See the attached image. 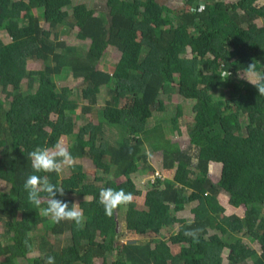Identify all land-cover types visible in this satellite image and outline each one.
<instances>
[{
  "label": "trees",
  "instance_id": "16d2710c",
  "mask_svg": "<svg viewBox=\"0 0 264 264\" xmlns=\"http://www.w3.org/2000/svg\"><path fill=\"white\" fill-rule=\"evenodd\" d=\"M186 1L190 9L175 11L158 0H106L104 17L72 0H0V32L11 39L6 43L0 37V88L12 90L11 101L0 99V180L9 185L0 192V264H44L40 257L48 255L55 264H94L95 258L108 264L121 209L127 235L156 239L153 245H121L111 264H222L225 253L228 264H264V96L239 78L253 61L264 75V3L256 4L264 0ZM34 9L41 14L34 15ZM63 25L77 26V39L89 40L87 49L59 40L57 29ZM109 47L120 53L111 73L97 67ZM28 61H41L43 68L28 70ZM66 73L81 79L79 93L66 86L57 90L55 79ZM106 86L103 125L87 122L75 129L77 118L93 111ZM221 90H230L226 99L215 97ZM127 93L131 107L118 108ZM173 93L194 101L196 133L187 150L156 132L159 125L147 123L154 109L164 110L160 97ZM180 116L176 107L170 117L176 131ZM111 128L122 131L118 140L109 135ZM62 137L69 140L73 160L87 157L104 164L103 176L98 173L94 180L83 172L67 177L37 173L64 188L65 195L57 198L70 207L74 196L92 198L79 203L83 227L67 220L50 223L23 187L33 173L28 154L38 146L51 149ZM145 143L161 152L162 169L174 170L172 179L149 183L143 209L126 204L106 216L99 203L102 188L141 195L131 175L148 160ZM210 163L221 165L217 182L209 178ZM118 178L125 181L117 183ZM220 194L242 206L243 217L225 215ZM190 203H196L191 221L171 211L170 205ZM175 224L177 232L160 238ZM41 225L46 233L33 238ZM211 228L218 234H209ZM190 229L198 230V241L184 234ZM237 233L257 242L260 251L240 246ZM49 234L63 237L65 245L50 243ZM97 235L102 236L99 243ZM171 246H178L177 253ZM34 252L39 255L29 257Z\"/></svg>",
  "mask_w": 264,
  "mask_h": 264
},
{
  "label": "rangeland",
  "instance_id": "374dc122",
  "mask_svg": "<svg viewBox=\"0 0 264 264\" xmlns=\"http://www.w3.org/2000/svg\"><path fill=\"white\" fill-rule=\"evenodd\" d=\"M106 0H72L73 4H85L87 7L92 8L96 11V15H103L104 17L107 16V9L105 6ZM160 4L167 6L170 9H173L175 11L178 10H188L190 9V3L186 0H158ZM227 3L235 2L236 0H224ZM264 1H258L256 4L261 5ZM70 7L67 8V11L70 12ZM34 15H40L41 10L34 9L32 10ZM172 21H174V17L172 14H170ZM258 25L261 24V21H256ZM40 25L42 28L47 29L48 26L46 23H44L42 20H40ZM78 27L74 26L73 28H70L69 25H63L57 29V32L59 34V40L63 41L66 46L79 48L81 50L87 49L89 45V40L86 41H80L77 39L76 34L78 32ZM0 37L2 40L6 43L10 42V37L6 33V31L0 32ZM189 57V52L187 54ZM120 53L113 47L107 48V50L104 52L102 58L100 59L98 63V69L103 70L105 72L111 73L119 60ZM27 69L28 70H40L43 68L41 61H28L27 63ZM57 90H59L61 87L66 86L69 89H72V91L79 93L82 88L81 79H73L70 74H63L60 75L59 78H56L54 81ZM21 88L23 91L26 90V81H23L21 84ZM109 86H106L105 88H102V91L99 95L98 104L93 108V111L90 114H85L81 116V118H77L75 121V129L79 128L81 125L86 124L87 122H90L94 125H97L100 127L103 125L101 120V111L104 107V101L107 99V90ZM230 90H221L220 92L216 93V98L226 99L228 97V93ZM11 95L12 90L11 88L8 89H2L0 88V99H2L5 102L11 101ZM163 105L164 110L159 111L157 109L153 110V116L152 118L147 122L148 126L154 127L155 125L160 126V130H157L156 132H161L162 135L166 139H169L171 142H175L179 145V147L182 150L189 149V143L191 136L196 133L195 129V121H194V112L192 110L194 101L193 100H187L176 93L164 95L160 97ZM133 102V98L130 93H127L124 97H122L119 102L117 103L118 108L127 109L130 108ZM178 107L181 111V116L178 119V131L173 129L172 123L170 122V117L173 115L175 108ZM80 113V108L76 109V114L78 115ZM111 133L109 132V135L112 137V139H119L122 136V131L117 130V128H111ZM160 134V133H159ZM154 135H152V138ZM60 140L63 141L66 147H68L69 140L65 137H62ZM143 152L148 157V160L145 164V166L141 165L138 167V171L131 175V179L138 191H140L141 195L135 196L132 199V202L128 205L135 207L136 209H143L144 208V196L147 190H149V182L151 178L154 176L155 172H158L162 179H172L174 175V170H164L162 169V155L161 152H154L151 151L149 145L147 143L144 144L142 147ZM264 163V162H263ZM103 166L104 164H98L95 165L92 163V161L87 158H79L73 160L71 166H66L65 170L61 175V177H67L71 175L72 173L76 172H83L85 173L89 178L92 180L95 179V177L98 176V173H100V177L103 176ZM100 167V169H99ZM220 164H210L209 165V178L213 182H217L220 175ZM100 171H99V170ZM104 181L105 179H100ZM125 181L124 178L117 179V183H121ZM9 185L7 182L0 180V192L8 190ZM188 192H186V195ZM91 197H75L74 196V203H79L82 201H91ZM218 201L220 205L224 208V214L225 215H239L240 217L243 215L242 212L244 211V208L242 206L236 207L232 204H230L229 200L226 199L223 195L218 196ZM196 206V203H190L186 206L184 205H170L171 211L178 219H185L186 221H191L193 219V215L191 213V209ZM118 213V224H117V238L115 242V249L108 254L107 256V263L111 264V261L116 258L119 254V250L121 245L130 243V242H136L140 244L144 243H151L153 245L154 240L156 239L153 235H144V236H129L126 233L125 229V221H124V210L121 209ZM84 215V213H83ZM85 217V216H84ZM262 220H264V210L261 217ZM50 223L52 222L49 218ZM45 226V225H44ZM179 227V224H175L171 230H162L160 238L162 239H168V237L177 232ZM44 227L38 226L37 230H34L32 232L33 238H36L37 235H41L44 232ZM4 232L3 226L0 223V234ZM217 233L216 230L210 229L209 234ZM218 234V233H217ZM5 242L8 240L6 238H3ZM47 239L50 243L60 247L64 246L66 241L62 237H55L53 235H47ZM234 240H237V243L240 246L249 245L253 247L254 249L260 251V246L257 242L251 241L249 238L243 236L242 233H237L234 235ZM102 236L97 235L96 242H101ZM178 246L174 247L171 246L172 253H177ZM39 255L38 252H34L32 254H29V257L37 256ZM94 264H102L101 258H95L93 260ZM222 264H228L226 260V253L223 255V262Z\"/></svg>",
  "mask_w": 264,
  "mask_h": 264
},
{
  "label": "clouds",
  "instance_id": "9594fccd",
  "mask_svg": "<svg viewBox=\"0 0 264 264\" xmlns=\"http://www.w3.org/2000/svg\"><path fill=\"white\" fill-rule=\"evenodd\" d=\"M239 78L251 83L257 88L259 95L264 96V75L257 72L255 61L249 63L243 72L239 73ZM28 158L33 169V173L26 178L23 185L24 190L27 192L28 201L36 208H40L41 214L50 218L53 223L67 220L83 227L85 217L78 203H73L70 207L68 202L57 198L58 194L60 197L65 195L64 188L51 183L46 175H37V173L53 172L60 175L64 172L66 166H71L73 157L63 141L57 140L51 149L38 146L28 154ZM160 180L164 179L161 178ZM149 183L153 184L154 182L151 183L150 181ZM41 193L47 194L46 199L41 197ZM132 199V193L125 192L123 189L116 190L107 187L102 188L99 192V203L103 206L105 215L109 217L113 215L119 206L130 204ZM42 203L46 206L41 208ZM197 231L190 229L184 234L198 241ZM40 259H43L44 264H55L54 256L48 255L40 257Z\"/></svg>",
  "mask_w": 264,
  "mask_h": 264
},
{
  "label": "built area",
  "instance_id": "2783aa9c",
  "mask_svg": "<svg viewBox=\"0 0 264 264\" xmlns=\"http://www.w3.org/2000/svg\"><path fill=\"white\" fill-rule=\"evenodd\" d=\"M161 179L162 177L160 176V174L158 172L154 173V176L151 178V183H153L156 179Z\"/></svg>",
  "mask_w": 264,
  "mask_h": 264
},
{
  "label": "crops",
  "instance_id": "0c3cea01",
  "mask_svg": "<svg viewBox=\"0 0 264 264\" xmlns=\"http://www.w3.org/2000/svg\"><path fill=\"white\" fill-rule=\"evenodd\" d=\"M210 164H216V163H210ZM169 171V170H168ZM220 195H223V194H220ZM226 199H228V197L227 196H225V195H223ZM133 197H135V196H133ZM242 214L244 215V211L242 212ZM243 215L241 216V217H243ZM237 216H239V215H237ZM240 217V216H239Z\"/></svg>",
  "mask_w": 264,
  "mask_h": 264
},
{
  "label": "water",
  "instance_id": "95a60500",
  "mask_svg": "<svg viewBox=\"0 0 264 264\" xmlns=\"http://www.w3.org/2000/svg\"><path fill=\"white\" fill-rule=\"evenodd\" d=\"M116 230H117V228H116Z\"/></svg>",
  "mask_w": 264,
  "mask_h": 264
}]
</instances>
